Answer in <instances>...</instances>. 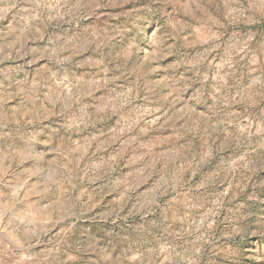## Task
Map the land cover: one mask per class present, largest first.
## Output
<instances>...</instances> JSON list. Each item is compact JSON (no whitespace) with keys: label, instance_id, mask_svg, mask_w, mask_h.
<instances>
[{"label":"rangeland","instance_id":"rangeland-1","mask_svg":"<svg viewBox=\"0 0 264 264\" xmlns=\"http://www.w3.org/2000/svg\"><path fill=\"white\" fill-rule=\"evenodd\" d=\"M104 2L107 6L96 15L61 27L78 28L86 22L115 33L110 46L118 51L123 47L128 58L120 69L111 67L126 79L100 73L90 95L81 100L101 104L120 85L125 92L132 89L131 102L102 111L79 134L81 139L71 147L73 157H82L78 164L85 171L73 186L53 185L46 192L40 188L41 165L47 167L53 157L49 153L33 159L46 146L26 149L0 128V264H190L181 256L193 245L199 249L198 264H264V132L257 131L264 128L257 118L264 115V102L247 112L244 104L230 105L234 122L208 139L205 128L219 127L207 110L213 99L193 110L187 102L192 89L181 83L184 67L178 49L185 40L189 50L201 47L193 36L207 47L210 41L202 25L215 31L217 22L224 24L231 0H213L215 7H206L209 0ZM25 3L0 0V36L23 24ZM246 15L259 22L227 25V32L264 33L261 11ZM43 43L30 40L27 46ZM29 59L0 62V105L9 117L20 107V97L9 98L24 75L16 65ZM248 82L245 78L244 84ZM237 133L248 141L215 151V144ZM209 143L211 153L200 148ZM90 164L97 167L87 170ZM210 170L219 177L209 175ZM174 172L182 178L175 190L169 186Z\"/></svg>","mask_w":264,"mask_h":264},{"label":"clouds","instance_id":"clouds-1","mask_svg":"<svg viewBox=\"0 0 264 264\" xmlns=\"http://www.w3.org/2000/svg\"><path fill=\"white\" fill-rule=\"evenodd\" d=\"M106 6L104 0H56L54 3L47 0H26L22 10L28 15L21 17L23 24L0 36V62L31 56L25 64L16 65L15 70L24 75L18 81L19 90L14 96L10 94L9 98L20 97V107L13 108L12 116L9 117L3 105H0V128L6 130L4 135L21 142L26 149H34L37 144L46 146L41 149L42 155L33 157L39 160L49 153L53 157L47 167L41 165L44 180L40 185L42 191H48L53 185L60 188L73 186L80 179L79 172L85 169H81L78 164L82 157H73L75 149L71 147L72 144L79 142V134L89 124L101 118L102 111L118 109L131 102L129 92L132 89L125 92L120 85L111 90L115 93L111 99H101L102 107L101 104L81 100V97L90 95L96 76L113 72L111 65L120 69L122 63L127 61L126 49L121 47L118 51L115 46H110L115 33H110L105 28H93L86 22L80 23L78 28L61 27L85 21L88 15H96L98 10ZM208 6L215 7L213 0H209L206 7ZM226 7L231 11L223 18L224 24L216 23L215 31L212 26L202 25L210 41L207 47L189 33L201 47L189 50L185 40V45L178 49L180 62L184 67L182 86L192 89L187 102L196 110L198 105L208 104V97L213 99L207 110L219 127L210 131L209 124L205 128L208 139L213 137L214 132L223 133L226 125L234 122L236 114L231 111L230 105L244 104L247 112L248 108L264 102V33L251 30L243 35L235 30L231 34L227 32V25L258 23L259 20L254 15H246L254 13L256 9L261 11L260 19H264V0H259L258 3L253 0H231ZM58 28L59 33L55 31ZM16 32L19 34L16 35ZM30 40H43L44 43L29 47L27 45ZM89 49V56L77 59ZM41 60L45 62L40 64ZM245 60L247 62L242 63ZM32 65L38 66L31 67ZM88 68H97L98 72H89ZM122 76L126 79L123 72L119 75L113 72L114 80H119ZM245 78L250 81L246 85ZM6 103L7 99L4 101ZM257 118L264 124V115ZM246 127L250 129L251 123ZM257 131L264 132V128L258 127ZM240 135L237 133L236 136L224 137L221 143L215 144V151L238 147L248 141L247 137L239 139ZM93 138L95 139L94 135ZM204 138L201 137L202 140ZM200 148L209 153L214 150L210 143L201 144ZM5 159H10V156L6 155ZM162 159L166 165L171 163L170 158ZM223 159L225 158L221 157ZM95 167V164L86 166L87 170ZM226 170L230 171V168ZM209 175L219 177L220 173L210 170ZM181 179L179 173L174 172L169 186L175 190ZM184 203L188 204L190 201L186 199ZM198 250L194 245L189 246L181 259L189 260L190 264H198Z\"/></svg>","mask_w":264,"mask_h":264}]
</instances>
